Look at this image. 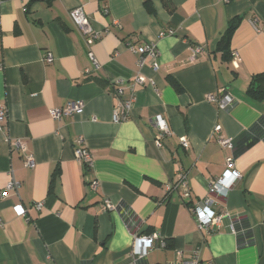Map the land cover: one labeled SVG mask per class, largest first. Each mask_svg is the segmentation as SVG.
I'll use <instances>...</instances> for the list:
<instances>
[{
	"label": "crops",
	"instance_id": "obj_1",
	"mask_svg": "<svg viewBox=\"0 0 264 264\" xmlns=\"http://www.w3.org/2000/svg\"><path fill=\"white\" fill-rule=\"evenodd\" d=\"M149 1L152 12L143 0H0V104L7 109L0 192L11 178L21 183L0 197V264H130L131 231L122 211L103 208L105 198L124 206L140 233L156 232L165 241L139 264H183L195 250L198 264H264V97L247 95L251 77L264 72V0ZM77 6L100 33L90 46L96 70L69 16ZM237 16L230 42L237 58L224 61L217 39ZM146 43L155 44L157 56L146 55L139 68L135 49ZM195 44L205 50L193 56ZM46 52L51 63L43 61ZM138 71L152 83L130 91ZM117 80L125 97L133 96L120 122L113 120ZM208 94L229 95L234 104L219 108ZM70 100L83 103L80 112L51 117L52 108ZM156 115L171 130L160 143ZM217 124L232 147L216 142ZM77 136L89 164L74 156ZM13 140L25 144L33 168L11 148ZM227 156L240 178L212 208L225 209L236 232L223 218L205 233L188 204L207 195ZM181 173L188 198L180 186L168 189ZM15 204L26 208L25 216Z\"/></svg>",
	"mask_w": 264,
	"mask_h": 264
},
{
	"label": "built area",
	"instance_id": "obj_2",
	"mask_svg": "<svg viewBox=\"0 0 264 264\" xmlns=\"http://www.w3.org/2000/svg\"><path fill=\"white\" fill-rule=\"evenodd\" d=\"M228 1V0H227ZM69 16L73 23V25L80 32L84 43L87 47V53L90 57L93 65V69L96 70L99 67V64L93 53L90 50V46L93 42L100 37V33L93 30L89 17L85 14L82 6H77L71 8L69 10ZM252 23H256L258 21L257 17L252 18ZM164 32H161L160 35H163ZM205 50V46L202 44H195L191 47V52L193 56L201 54ZM139 53V58L137 60V66L140 68L143 63L145 56H150L152 58H156L157 49L155 44L146 43L139 46L135 49ZM232 58H237L236 52H231ZM43 61L45 63H51L53 61V55L51 52H46L43 56ZM152 67L154 70L157 69L158 63L156 60L153 61ZM88 72L89 70H85ZM146 82L152 83L151 80H147L139 71L133 77L131 81V90L136 84H144ZM113 86V95L115 98V106L113 109V120L115 122L125 121L128 118V110L133 101L132 93L126 98L124 95V82L122 80H117L112 83ZM207 99L216 104L219 108H231L234 104V100L229 95H225L222 97L215 96L213 94H208ZM83 103L80 100H70L67 101L63 106L52 108L50 110V115L54 119H61L64 116H71L75 112H80L82 109ZM6 106L4 104H0V128L2 127V122L6 117ZM154 125L159 131L157 135V143L169 136L171 134V130L167 125L165 119L161 115H156L154 117ZM213 135L215 136L216 142L223 148H230L233 144V139L225 136L221 132L220 125H215L213 128ZM83 137L77 136L75 139V148H74V156L75 158L81 162V164H89L91 161V155L86 147L83 146ZM180 144L185 149L188 148L189 143L185 136H181L179 138ZM11 148L18 151L24 160V165L28 168H33L35 166V161L32 155L26 152L25 144L20 140L11 141ZM240 178V173L235 165V161L232 156H227L225 159L224 170L222 173L215 177L209 184L207 188V195L203 198H200L196 201H192L188 204V209L191 215L193 216L197 227L204 231L205 233H210L211 227L213 225H218L223 218L229 219L228 229L230 232L235 233V221H233V217L225 210L222 209L219 213L216 212L212 206L217 203L218 200H224L234 183L237 179ZM21 183L18 180L11 178L5 185L4 189L0 192V197L5 198L9 195L10 191L17 192ZM90 186L93 189L97 188V181H91ZM178 186L182 188V197L188 198L190 196L188 181L186 176L181 173L176 179L168 185V189H175ZM34 207L37 210H41L43 207V202L38 201L34 203ZM103 208L111 211H122L125 216V223L127 224L129 230L131 231L132 236V249L129 254V263L130 264H139L141 263L147 256L148 252L156 247L163 248L165 246V241L162 237L156 233H140L138 230L137 220L134 217L129 216L126 208L120 205L117 206L113 204L108 198L103 200ZM14 209L19 216L26 215V208L21 204H15ZM3 220L0 218V226H2ZM131 228V229H130ZM199 254L198 250H195L193 256L190 259H187L183 262V264H198Z\"/></svg>",
	"mask_w": 264,
	"mask_h": 264
},
{
	"label": "trees",
	"instance_id": "obj_3",
	"mask_svg": "<svg viewBox=\"0 0 264 264\" xmlns=\"http://www.w3.org/2000/svg\"><path fill=\"white\" fill-rule=\"evenodd\" d=\"M166 6H169L168 0H162ZM143 5L147 11L152 12L149 0H143ZM241 21V17L237 16L231 19L225 31L217 39V49L221 52L222 59L229 61L231 59L230 42L233 32ZM97 77V76H93ZM247 95L252 98L264 97V72L255 74L251 77L247 88Z\"/></svg>",
	"mask_w": 264,
	"mask_h": 264
}]
</instances>
